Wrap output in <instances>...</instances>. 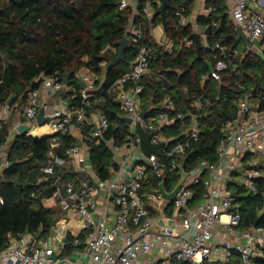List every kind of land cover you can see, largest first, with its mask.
Here are the masks:
<instances>
[{
	"label": "built area",
	"instance_id": "obj_1",
	"mask_svg": "<svg viewBox=\"0 0 264 264\" xmlns=\"http://www.w3.org/2000/svg\"><path fill=\"white\" fill-rule=\"evenodd\" d=\"M195 1L199 3L195 22L191 19L194 11L185 16L176 10L175 15L181 26L191 25L193 32H198L202 47L213 52L214 64L203 75L204 80L221 81L222 72L237 68L234 59L244 51L264 58V0H223L235 29L241 27L249 40L248 45L235 31L241 44L236 48L220 41L210 43V25H199L197 18L211 15L216 8L207 6V0ZM156 3L119 1V9L132 10L125 37L138 49L130 70L108 87L90 69L82 68L68 84L59 73H42L33 81L39 86L27 89L24 106L9 99L0 106V133L10 124L0 144V179L9 167L15 137L49 138L45 162L34 158L30 163L38 181L54 187L42 202L77 216L73 225L68 217L56 219L49 233L41 223L34 232L11 235L0 251V264L67 263L70 255L64 251L68 242L76 257L71 264H234L236 259L238 264H257L255 260L264 257V226L240 229L241 202L229 188L235 182L245 193L259 192L258 179L264 177V109L260 110L250 94L240 97L236 119L223 127L217 160H201L189 168L186 157L201 135L199 114L203 105H213L211 99L197 98L193 104L196 111L175 115H149L146 111L144 118L140 116L145 111L142 93L146 89L144 76L151 69L153 43L167 52L173 48L165 34L157 41L153 34ZM157 5L160 9L161 1ZM144 23L150 29L147 37ZM160 26L164 33V24ZM108 96L120 108L119 119L114 121L103 111ZM40 109L50 118L43 125L37 122ZM137 122L147 133L157 131L150 142L164 143L158 153H143ZM176 124L185 128L179 134H167ZM21 126L28 127L25 134H20ZM42 128L46 130L36 132ZM111 128L119 130L122 143L115 136L107 137ZM67 134L77 137L78 144L64 146L61 138ZM93 145H104L110 151L115 164L111 177L101 179L90 165ZM183 173L187 176L178 192L172 199L166 198L161 185L167 193L172 192L166 179L178 174V184ZM198 184H203L207 194L196 199L194 186ZM4 203L0 195V205Z\"/></svg>",
	"mask_w": 264,
	"mask_h": 264
},
{
	"label": "trees",
	"instance_id": "obj_2",
	"mask_svg": "<svg viewBox=\"0 0 264 264\" xmlns=\"http://www.w3.org/2000/svg\"><path fill=\"white\" fill-rule=\"evenodd\" d=\"M120 0H0V106L5 100L24 106L27 89L39 85L34 78L42 73H59L74 81L82 68L95 73H105L104 87L130 70L135 60L138 45L131 43L125 50V60L107 69L118 55L120 42L125 37L131 9H119ZM157 3L161 0H156ZM154 20L155 27L163 23L159 6ZM195 0H170L166 9L164 34L173 43L171 52L153 43L150 73L144 76L145 91L142 93L143 108L149 115L167 112L170 115L196 111L197 98L211 99L212 106L199 114L201 135L189 157L186 168L201 160L215 162L217 146L223 136V127L237 112L240 97L247 94L264 109V58L252 51H244L234 59L237 68L222 72L221 81L203 79L214 64L210 48L202 47L198 57L195 42L190 40L191 25L181 26L176 10L190 16ZM214 6L209 16H199L201 26L207 30L210 43L220 41L230 48L240 45L235 33V24L229 16L223 0H207ZM213 21L217 25H213ZM146 37L150 29L142 24ZM105 63V64H104ZM104 64V65H103ZM218 97H220L218 99ZM103 111L111 121L119 119L120 108L113 97L108 96ZM10 124H5L0 133V144L5 141ZM185 127L176 124L167 134H179ZM118 129L111 128L107 137H116L122 143ZM64 146L77 145L79 139L69 134L62 136ZM49 138L33 141L24 135L15 137L11 144L9 163H12L0 179V195L5 203L0 205V251L11 235L34 232L41 223L49 233L52 223L59 219L56 205L46 206L42 199L52 195L54 187L38 181V173L31 169V161L47 159ZM90 165L101 179L111 177L115 166L110 151L104 145L90 149ZM262 168L264 169V161ZM179 180L178 174L165 181L172 189ZM259 192L248 193L235 182V198L241 202V227L264 226V177L258 179ZM196 199L206 196L203 184L194 186ZM243 195H240L241 193ZM71 236L68 241L71 240ZM69 242L64 254H70ZM239 262V261H237ZM264 264V257L255 260Z\"/></svg>",
	"mask_w": 264,
	"mask_h": 264
},
{
	"label": "water",
	"instance_id": "obj_3",
	"mask_svg": "<svg viewBox=\"0 0 264 264\" xmlns=\"http://www.w3.org/2000/svg\"><path fill=\"white\" fill-rule=\"evenodd\" d=\"M161 8L159 11V14L161 15V17L163 18V24L165 26V14H166V9L170 6V0H161ZM236 33L241 37V39L249 45V40L246 37V35H244V33L242 32L241 27H236L235 29ZM190 40H194L195 41V46H196V51L198 54V57L200 56V51L202 49V44H201V40H200V36L198 34V32H193L190 36ZM129 46V39L127 37H124L121 42H120V47H119V51H118V55L117 57L108 64L107 69H109L110 67L116 66L120 61H124L125 60V50L128 48ZM63 81L68 84L69 83V78L68 77H64ZM147 115L146 111H143L141 113V117L144 118ZM237 115L235 114L230 120H234L236 119ZM50 121L49 117H44V112L43 109H40L38 115H37V122L39 125H43L45 122ZM126 121L128 123L132 122V119L127 118ZM19 132L20 134H25L28 131V127L27 126H21L19 127ZM136 132L140 135L141 137V149L143 151V153L145 155H150L151 153H158V149L160 147L163 146L164 143H159V144H152L150 142L151 137L157 133L156 132H152V133H147L146 131H144V129L141 126L140 122H137L136 124ZM12 163H9L8 166H11ZM187 174L183 173L182 174V178L179 181L178 185L175 187V189L170 192L167 193L164 189V187L161 185L160 188V192L168 199H172L175 194L178 192V190L180 189L183 181L185 180ZM56 223V219L53 221L52 226H55ZM29 231L27 230L26 233H28ZM179 264H185L184 261H181Z\"/></svg>",
	"mask_w": 264,
	"mask_h": 264
},
{
	"label": "crops",
	"instance_id": "obj_4",
	"mask_svg": "<svg viewBox=\"0 0 264 264\" xmlns=\"http://www.w3.org/2000/svg\"><path fill=\"white\" fill-rule=\"evenodd\" d=\"M195 7H196V4H195V6H194V10L193 11H195ZM160 26V25H159ZM157 27V26H156ZM155 27V28H156ZM155 28H154V30H155ZM154 30H153V34H154ZM160 35L157 37H155L156 38V41L158 40V39H160L162 36H164V33H163V28L160 26ZM105 64V63H104ZM103 64V65H104ZM87 69H89V68H83L82 69V71H86ZM98 74V76H99V79L100 80H102V81H105V73H97ZM145 110V109H144ZM145 111H147V110H145ZM178 184H176L175 183V185L173 186V190L175 189V187L177 186ZM233 191H236L235 189H232ZM58 208H59V206H58ZM59 218H61V217H63V216H65V217H68L69 218V224L70 225H73L75 222H76V220H77V216L76 215H73V214H66L65 212H63L60 208H59ZM248 228H250V227H248ZM240 229H243V227H240ZM68 255H70L69 256V260H68V262L67 263H62V264H71V263H73L74 261H75V259H76V257L75 256H73V253L71 254H68ZM237 261H239L238 259H236V261H235V263L234 264H238V262ZM180 263V262H179ZM178 263V264H179Z\"/></svg>",
	"mask_w": 264,
	"mask_h": 264
},
{
	"label": "rangeland",
	"instance_id": "obj_5",
	"mask_svg": "<svg viewBox=\"0 0 264 264\" xmlns=\"http://www.w3.org/2000/svg\"><path fill=\"white\" fill-rule=\"evenodd\" d=\"M199 9V3L198 4H196V7H195V11H194V13H193V16L191 17V19H192V21L194 20V22H195V18H196V16H197V14H196V12H198L197 10ZM160 26L158 25L156 28H155V30H154V35H155V37L157 36H159L160 35ZM239 46H241V44L239 45ZM248 193L246 192L245 194H244V196H246ZM238 230V229H237Z\"/></svg>",
	"mask_w": 264,
	"mask_h": 264
},
{
	"label": "bare ground",
	"instance_id": "obj_6",
	"mask_svg": "<svg viewBox=\"0 0 264 264\" xmlns=\"http://www.w3.org/2000/svg\"><path fill=\"white\" fill-rule=\"evenodd\" d=\"M46 130V128H42V129H37L36 132H40V131H43V130Z\"/></svg>",
	"mask_w": 264,
	"mask_h": 264
}]
</instances>
